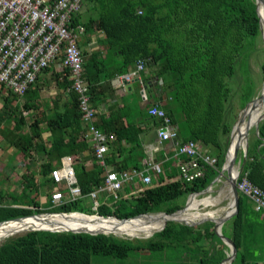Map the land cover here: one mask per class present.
I'll use <instances>...</instances> for the list:
<instances>
[{"label":"trees","instance_id":"1","mask_svg":"<svg viewBox=\"0 0 264 264\" xmlns=\"http://www.w3.org/2000/svg\"><path fill=\"white\" fill-rule=\"evenodd\" d=\"M161 1L86 0L84 6L86 4L90 6L83 13L80 11L73 16L72 27L81 26L85 35L101 33L106 54L117 55L120 59V65L113 72L105 65L104 59L98 58L97 53L90 55L86 61L84 59L83 79L87 84L86 95L94 107L103 90L102 83L126 74L135 68L138 61H142L144 68L152 70L148 85L152 89L157 87V91H160L154 102L146 107V120L152 121L159 128V120L147 113L151 105H157L170 119L177 132L175 145L193 140L192 142L202 146L200 150L202 154L216 159L214 168H208L203 178L186 183L181 178L178 168L181 159L178 158L174 164L167 160L161 166L163 167L161 174L154 176L150 185L144 186L140 182L129 184L117 198L112 196L103 198L96 210L88 208L84 212L81 200L51 208L48 198L47 206L42 208L35 199H31L24 205H0V222L42 213L78 212L119 220L143 214H172L183 209L190 195L204 191L217 178L223 168L230 133L238 117L228 119L230 105L233 100L238 99L242 110L258 97L260 91L256 87L249 66V59L256 51L255 40L260 36L255 3L254 0ZM258 12L260 16L259 8ZM184 27H187V30ZM261 49L264 56V48ZM84 54L81 53L82 59ZM67 73L65 70V74ZM261 78L264 79V59ZM144 84L147 86L146 82ZM71 85L72 79L68 80V83L65 82L64 87L69 89L72 95L68 110L46 122V131L50 135L49 147L45 146L44 141L38 140L40 139L38 119L28 126L32 130L30 136H23V116L21 112L16 113L19 106L13 105L14 102L19 103L23 96L31 98L34 94L33 85L21 97L7 91L11 99L6 98L2 106L4 108L0 112V119L11 115L14 119L13 126L6 136V143L9 146L20 149L25 157H29L32 150L40 149L48 158V162L40 166L39 185L46 183L51 185L50 173L56 167L52 164L53 161L58 165L60 158L70 156L74 151L81 152L87 145L83 139L75 141L76 133L85 138L86 128L78 109L77 95L70 89ZM27 108L37 110L33 105ZM127 118L123 113H114L109 120L102 121V126L95 125L99 130L102 129V132L113 136L117 153L125 151V162L118 167L120 172L141 167L138 162L141 130L136 123L128 122ZM263 127L264 119L259 122L257 133L253 129L254 139L252 144L248 140L247 155L240 174V178L246 176L253 186L262 191H264ZM123 144L125 146H122ZM239 161H242V152ZM74 171L83 196L104 180L101 176L102 170L96 164L92 170H86L85 166L81 165L75 167ZM33 186L37 184L32 183L30 189ZM19 201L24 200L20 198ZM248 202L239 194L238 211L231 219L230 238L238 251L232 264H254L253 260L264 255V236L258 232L247 238L244 235L241 208H249ZM159 233H155L147 241L134 243L112 235L27 232L8 238L0 244V264H91L94 255L127 260L140 250L138 249L140 245L144 246L149 258L159 254L161 264H221L225 258L226 247L214 234L213 224L210 222L198 227L168 222ZM222 235L226 237L225 231H222ZM245 241L250 244L247 250L244 247ZM259 246L261 249L257 250ZM248 257L250 261H247Z\"/></svg>","mask_w":264,"mask_h":264},{"label":"built area","instance_id":"2","mask_svg":"<svg viewBox=\"0 0 264 264\" xmlns=\"http://www.w3.org/2000/svg\"><path fill=\"white\" fill-rule=\"evenodd\" d=\"M84 1L0 0V87L21 97L35 83L38 75L59 59L72 79L70 89L77 95L78 109L86 128L85 139L92 143L94 157L105 170L103 182L83 196L71 158H63L61 167L50 173L51 208L81 200L85 205L91 203L89 206L96 210L103 198H117L124 187L135 182L148 186L162 171L161 163L153 161L152 157L140 169L124 172L106 170L104 158L114 138L95 126L96 112L86 95L83 59L78 47V34L83 32V28L71 26L73 16L81 10ZM143 68L144 63L138 61L132 72L119 76L120 82L125 84L139 78ZM147 113L159 120L156 145L150 149V156H153L161 151L165 142H174L177 132L157 105H151ZM200 150L199 144L192 141L175 145V157L181 159L179 172L186 183L203 178L206 170L216 165L215 158L202 154ZM240 174L236 180L238 194L249 199L256 211L264 212V191L253 186L246 176L240 178ZM255 264H264V261Z\"/></svg>","mask_w":264,"mask_h":264},{"label":"crops","instance_id":"3","mask_svg":"<svg viewBox=\"0 0 264 264\" xmlns=\"http://www.w3.org/2000/svg\"><path fill=\"white\" fill-rule=\"evenodd\" d=\"M78 37H80V39L78 38L79 39L78 47L81 53H85L83 57V61L84 59L86 61V59L90 55L97 53L98 58L104 59L106 62L105 65L109 66L108 68H110L112 72L116 69V67L120 65V59L117 55H115L116 56L115 57V56H110V54L108 53L106 54V50L104 49V40L101 33L85 35L82 32ZM133 70L134 68L130 69V71H128L127 73H130ZM150 76H152V70L149 69L148 67H145L144 70L140 72L139 78H135L128 83L122 84L119 80V76H115L107 80L106 82L102 83L103 90L101 92V95L97 100L95 106L94 107L92 106L95 109V112L97 111L95 114V125L98 124L102 126V121L109 120V117L112 114L119 112L125 114L126 117H128L127 118L128 122L131 123L134 122L136 123V125H138V127L141 130V134L139 136L140 148H138L139 149L138 157H140L138 162L139 165H141V167L143 163L150 157H152L153 161H157L161 163V166L164 165V163L167 160L177 159L175 157L174 142H165L162 145L161 152L156 153L153 156H150V149L156 145L158 127L152 121L146 120V116H145L146 107H148L151 103H153L154 98L157 97V95L160 93L159 90L157 91V87L151 89L150 88L151 86L148 85L149 84L148 78H150ZM70 79L71 77L69 73L65 74V70L62 68L61 62L58 59L47 70H44L41 74L38 75L35 83L32 86V90H34V92L36 93H34L31 98H26V96H23L19 101V103H15V102L13 103V105L19 106V109L16 111V113L21 112L23 116V122H24V128L22 130L23 136H30L32 130L29 129L28 126L35 119H38L40 121V139L38 140L42 142L44 141L45 146L49 147L50 135L46 131V124H47L46 122L50 119H54L57 114H61L66 110H68L69 106L71 105L72 102L71 92L68 91L69 89L64 88L65 82L68 83V80ZM144 82L147 83V86L144 84ZM6 92L7 90L0 87V112H2L3 110L2 106L5 100L11 99L9 94ZM31 105L36 107L37 110L27 108V106L30 107ZM13 123H14V119L12 115L9 118L6 117L4 119H0V181L4 182L3 185H0V202H2L3 204L5 200V202L10 201V203L4 205H10V204L24 205L27 204L31 200V198L29 201L26 200L19 201V203H16V201H18L20 197L25 194V191L28 192L35 191L34 190L35 186L31 187V189L29 187L32 183H36L37 186H39L38 182L41 179L40 166L42 164L47 163L48 158L40 149L38 151L32 150L30 152V156L25 157L20 149L14 146H9L6 143V136L10 131V129L12 128ZM81 137L82 136L80 133H76L75 141L83 139L87 144L86 148L81 152L74 151V153L71 154L70 156H64L60 158V162L58 163V165L56 161H53L52 164L56 165V167L54 168L61 167V160L63 158L69 157L72 160L73 169L77 166L84 165L86 170H92L93 166L96 164L100 168V170H102L101 176H103L104 178L105 170H103L98 165L96 159H94L95 150L92 146V143L87 141L84 138V136L82 138ZM113 142L108 145V151L104 158L106 164V170L120 172L118 170V167L125 162L124 155L126 153L125 151H120L119 153H117L116 152L117 146H115ZM122 146L125 145L123 144ZM93 159L94 161H92ZM126 163L128 162L126 161ZM131 169L133 168H130L128 170ZM15 181L27 182L26 184L22 185L21 188L22 190L17 192V194L7 189L8 187L11 186L9 182H15ZM7 183L8 185H6ZM44 186L45 185L42 184V187ZM46 186H48L50 191L52 185H46ZM246 200L249 201L248 202L249 208H241V214L243 215V222H244L243 228H244L245 238H247L248 236H252L254 233L257 232L261 233L262 236H264V212L256 211L252 202L247 198ZM193 210L195 209H191L188 212ZM229 210L231 209L225 208V211H223L222 214L214 213L211 216H209L210 218L206 216L202 218H197L191 222L194 225H190V227H198L204 223L210 222L213 224V232H214V223L211 222V220H216L224 216L225 214H228ZM156 216L158 217L159 215ZM234 217L235 216H233L232 218ZM232 218L227 220L221 227V233L222 231H225L226 237L225 236L224 237L229 239L231 242L232 240L230 238V235L232 229V221H231ZM219 240L226 247V250L224 251L226 258L230 252L229 246L220 238ZM249 245H250L249 242L246 243L245 241L244 243L245 250L249 249ZM256 249L257 250L261 249V246L257 247ZM234 260L231 262V264L234 262ZM247 261H250V257H248ZM262 261H264V255L256 260H253V263L255 264Z\"/></svg>","mask_w":264,"mask_h":264},{"label":"bare ground","instance_id":"4","mask_svg":"<svg viewBox=\"0 0 264 264\" xmlns=\"http://www.w3.org/2000/svg\"><path fill=\"white\" fill-rule=\"evenodd\" d=\"M86 1V0H85ZM84 1V4H85ZM116 1V0H114ZM151 1V0H150ZM161 1V0H160ZM162 2V1H161ZM84 4L82 8L84 7ZM187 4V3H186ZM195 4V3H194ZM153 5V3H152ZM193 5V4H192ZM121 6V5H120ZM148 6V5H147ZM189 6V5H188ZM81 8V9H82ZM182 8V7H181ZM188 8V7H187ZM191 8V7H190ZM129 9V8H128ZM192 9V8H191ZM190 9V10H191ZM259 10H260V20H261V28H262V36L264 37V0H259ZM81 11V10H80ZM79 11V12H80ZM103 11V10H102ZM78 12V13H79ZM167 12V11H166ZM179 12V11H178ZM102 13V12H101ZM169 13V12H168ZM176 13V11H175ZM76 15V14H75ZM109 15V14H108ZM163 16V15H162ZM161 17V16H160ZM117 18V17H116ZM126 18V15H125ZM124 18V19H125ZM130 18V17H129ZM133 18V17H132ZM111 19V18H110ZM121 19V18H120ZM127 19V18H126ZM122 20V19H121ZM108 21V20H107ZM139 21V20H138ZM141 21V20H140ZM92 22V21H91ZM120 24V23H118ZM166 24V23H165ZM178 24V23H177ZM235 25V24H234ZM126 26V25H125ZM180 26V25H179ZM228 26V25H226ZM171 27V26H170ZM236 27V26H235ZM185 28V27H184ZM187 28V27H186ZM185 28V29H186ZM233 29V28H232ZM231 29V30H232ZM237 29V27H236ZM183 30V29H182ZM187 30V29H186ZM104 31V30H103ZM189 31V30H188ZM151 32V31H150ZM192 32V31H191ZM236 33V32H235ZM164 34V33H163ZM239 34V33H238ZM105 35V34H104ZM170 35V34H169ZM172 35V34H171ZM177 35V34H176ZM154 36V35H152ZM173 38V37H172ZM252 38V37H250ZM120 40V39H119ZM118 40V41H119ZM171 40V39H170ZM135 41V40H134ZM169 41V40H168ZM101 42V41H100ZM216 42V41H215ZM256 42V40H255ZM247 43V42H246ZM252 43V42H251ZM156 46V45H155ZM99 49V48H98ZM103 49V48H102ZM106 49V48H105ZM129 49V48H128ZM219 49V47H218ZM96 50V49H95ZM262 50V49H261ZM137 52V51H136ZM261 52V51H260ZM111 56V55H110ZM108 57V56H107ZM116 57V56H115ZM121 57V55H120ZM112 58V57H110ZM118 60V59H117ZM90 62V61H89ZM218 64V63H217ZM216 64V65H217ZM149 66V65H148ZM109 67V66H108ZM104 68V67H103ZM182 68V67H181ZM180 69V68H179ZM62 71V70H61ZM186 72V71H185ZM183 72V73H185ZM49 73V72H48ZM106 73V72H105ZM182 73V74H183ZM44 74V73H43ZM160 74V73H159ZM169 75V74H168ZM195 75V74H194ZM216 75V74H215ZM147 76V75H146ZM213 78V77H212ZM179 79V77H178ZM102 80V77H101ZM103 81V80H102ZM169 83V82H168ZM191 85V84H190ZM162 86V85H161ZM152 89V88H151ZM189 89V88H188ZM193 89V87H192ZM191 89V90H192ZM178 90V89H177ZM69 91V90H68ZM198 91V90H197ZM196 91V92H197ZM200 91V90H199ZM208 91V90H207ZM182 92V91H181ZM185 92V91H184ZM183 92V93H184ZM188 92H190L188 90ZM264 92V89H263ZM36 93V92H34ZM167 93V92H166ZM182 93V94H183ZM201 93V92H200ZM175 94V93H174ZM173 94V95H174ZM193 94V93H192ZM202 94V93H201ZM205 94V93H204ZM184 95V94H183ZM180 96V95H179ZM182 96V95H181ZM189 96V95H188ZM192 96V95H191ZM201 96V95H199ZM203 96V94H202ZM177 97V96H176ZM187 97V96H186ZM198 97V96H197ZM26 99V98H25ZM167 99V98H166ZM188 99V98H187ZM190 99V98H189ZM193 100V99H192ZM185 101V100H184ZM174 102V100H173ZM175 103V102H174ZM177 103V102H176ZM178 104V103H177ZM183 105V104H182ZM4 108V107H3ZM190 108V107H189ZM261 108H255V111L252 113H248V117L250 120L255 121L256 119V113L258 112V109ZM10 110V109H9ZM35 110V109H34ZM184 110V109H183ZM179 111V110H178ZM97 112V111H96ZM166 112V111H165ZM5 117V116H4ZM9 118V117H8ZM63 118V117H62ZM30 121V120H29ZM246 121V119H245ZM243 122L241 125L237 126L233 133V139L232 143L230 145V152L231 154L233 152V147L235 146L236 141L239 137H241L244 133L246 122ZM148 125V124H147ZM155 126V125H154ZM20 127V126H19ZM68 127V126H67ZM264 128V127H263ZM29 131V130H28ZM143 132V131H142ZM203 135V134H202ZM183 140V139H182ZM193 141V140H192ZM185 142V141H184ZM252 143V142H251ZM60 145V143H59ZM137 146V144H136ZM202 147V146H201ZM206 150V149H205ZM263 151V150H261ZM91 152V151H90ZM161 152V151H160ZM14 154V153H13ZM33 154V153H32ZM161 154V153H160ZM163 155V154H162ZM143 157V155H142ZM162 158V157H161ZM108 159V158H107ZM93 161V160H92ZM250 163V162H249ZM137 167V166H136ZM139 168V166L137 167ZM120 171V170H119ZM118 172V171H117ZM207 174V173H206ZM48 175V174H47ZM47 177V176H46ZM46 181V180H45ZM51 181V180H49ZM95 182V181H94ZM39 184V183H38ZM47 185V183H46ZM40 186V185H39ZM41 187V186H40ZM148 189V188H147ZM140 190V189H139ZM229 190V189H228ZM36 191V190H35ZM41 192V191H40ZM31 194V193H30ZM84 195V194H83ZM32 198V197H31ZM124 198V197H123ZM28 199V198H27ZM126 199V198H125ZM196 199V197L194 198ZM27 201V200H26ZM174 201V200H173ZM194 201V200H193ZM192 201V202H193ZM17 202V201H16ZM114 202V201H113ZM198 201H194L193 203L187 205V210L193 209V205H195ZM208 202V201H207ZM205 200L198 202L204 206H206L207 203ZM41 203V202H40ZM50 203V202H49ZM189 203V202H188ZM108 204V203H107ZM120 204V203H119ZM198 204V205H200ZM245 204V203H244ZM230 207L232 204H229ZM71 206V205H70ZM116 207V206H115ZM198 207V206H197ZM227 207V206H226ZM30 208V207H29ZM66 208V207H65ZM117 208V207H116ZM160 208V207H159ZM225 211V210H224ZM231 210H229L230 212ZM181 213L177 216H174V218L178 220H183L188 223H191L193 220L197 218H202L204 216H211L212 214H205L202 215L200 213H195L192 215H189L188 213ZM205 212V211H204ZM41 213V212H40ZM222 214V213H221ZM217 216V215H216ZM172 217H166L164 215H159L158 217L156 215H148V216H142L136 219H132L127 222H117L116 220L108 219V220H101L98 218H87L80 215H70V216H42L38 218H30L27 220H21L16 222H10L0 225V244L5 241L8 238H11L13 235L17 233L22 234L27 231H32L35 229H62V230H72V231H86V232H105V233H114L117 236H127L131 238H145L149 237L154 232L158 231L164 224V222L167 219H170ZM210 218V217H209ZM195 223V222H194ZM172 228V227H171ZM234 228V227H233ZM173 230V229H172ZM179 230V229H178ZM187 231V230H186ZM205 232V231H204ZM207 232V231H206ZM41 233V232H40ZM178 233V232H177ZM160 234V233H159ZM173 235V234H172ZM176 235V234H175ZM237 236V235H236ZM177 237V236H176ZM159 238V237H158ZM164 238V236H163ZM162 238V239H163ZM171 238V235H170ZM179 238V237H178ZM161 239V238H160ZM166 239V237H165ZM169 239V238H168ZM172 239V238H171ZM170 239V240H171ZM177 239V238H175ZM174 239V240H175ZM113 240V239H112ZM167 240V239H166ZM179 240V239H178ZM199 240V239H198ZM163 241V240H162ZM115 242V241H114ZM168 242V240H167ZM177 242V241H176ZM179 242V241H178ZM233 242V240H232ZM117 243V242H116ZM119 243V242H118ZM159 243V242H158ZM161 243V242H160ZM171 243V242H170ZM122 244V243H121ZM149 244V243H148ZM163 244V243H162ZM234 244V243H233ZM129 245V244H128ZM135 245V244H134ZM150 245V244H149ZM161 245V244H160ZM202 245V244H201ZM147 246V245H146ZM203 246V245H202ZM157 247V246H155ZM163 247V246H162ZM151 248V247H150ZM160 248V247H159ZM200 248V247H199ZM220 250V249H219ZM131 251V250H130ZM245 251V250H244ZM206 252V251H205ZM238 252V251H237ZM219 254V253H218ZM240 254V253H239ZM211 261V260H210ZM245 261V260H244ZM244 263V262H243ZM203 264V263H202ZM207 264V263H205Z\"/></svg>","mask_w":264,"mask_h":264},{"label":"rangeland","instance_id":"5","mask_svg":"<svg viewBox=\"0 0 264 264\" xmlns=\"http://www.w3.org/2000/svg\"><path fill=\"white\" fill-rule=\"evenodd\" d=\"M88 6H90V5L86 4L84 6V8L81 9V13H83V11L88 8ZM79 35L80 34H78V36ZM78 38L80 39V37H78ZM79 39H78V43H79ZM261 48H264V47H263V41H262V34H261V30H260V36L256 40V51L252 54V56L249 59V66H250L251 74L255 79V84H256L258 91L260 90L258 92V96L263 92V89H264V79L261 78V69H262L264 56H263L262 52H260ZM230 106H231V109L227 113L229 120H231L232 117L238 116L239 113L241 112L240 102L238 99L233 100V103ZM261 115H264V105L258 109V112L256 113V119ZM253 129L254 128L252 127L248 133V140L250 143L254 139ZM240 152H241V150L238 153L237 161H239V159H240ZM176 160L177 159H170L172 164H174L176 162ZM3 183L4 182L0 181V185H3ZM9 183L11 184V186L8 187L7 189L11 190V192H14L15 194H17V192L22 190L21 189L22 185L26 184L27 182H24V181H17L16 182L15 181V182H9ZM6 185H8V183ZM40 186H37V187L35 186L34 190H36V191H34V192L25 191V194L23 196H21L20 198H22L24 201L25 200L29 201L30 198L32 197L31 199H35L42 208H45L47 206V203H48L49 188L46 185L44 187H42V184ZM228 189H229L228 180H227V177L224 175L220 178V181L213 184L210 191H208L205 194H200L199 196L196 197V199H194L195 197L192 196L189 198V201H188L191 204L193 200L198 201V202L205 200L206 202L208 201L207 202L208 204L206 206H204V205L197 202L195 205H193V207H194L193 209H195V210L190 211V212H186V213H188L189 215H192L195 213H200L202 215L212 214V213L213 214L214 213L221 214L225 210V208L229 207V204L231 203V196H230V192ZM179 200L181 201L182 199H179ZM18 202H19V200H18ZM87 202H89V201H87ZM9 203H10V201L5 202V200H4L3 204H2V202H0V205L9 204ZM198 204H200V205H198ZM89 205L91 206V203L90 204L88 203L87 205L82 203L81 208L83 209L84 212L86 211V209L91 208ZM54 211L56 212L59 210H54ZM206 217H209V216H206ZM27 232H29V231H27ZM27 232H24V233L18 234V235L16 233L12 237L20 236V235H23ZM121 237H117V238L124 239L125 236L124 237L121 236ZM148 239L149 238L146 239V238H142V237L141 238H132L131 241L136 243V241H147ZM138 249H140V250L138 252L133 253L127 260H119V259L109 257V256L94 255L91 258V264H161L159 254L153 255L149 258L146 255L148 253L145 250L144 246L140 245V246H138Z\"/></svg>","mask_w":264,"mask_h":264},{"label":"water","instance_id":"6","mask_svg":"<svg viewBox=\"0 0 264 264\" xmlns=\"http://www.w3.org/2000/svg\"><path fill=\"white\" fill-rule=\"evenodd\" d=\"M255 3V9H256V14L259 20V29L261 30V34H262V28H261V20H260V16H259V12H258V8H259V0H254ZM262 41H263V47H264V37L262 36ZM264 105V92H262L258 97H256L255 99H253L251 102H249L239 113L237 120L234 124V126L232 127L231 133H230V140H229V145H228V149L225 155V161H224V165L222 170L220 171L219 175L217 176V178L202 192L197 193V194H192L190 195L186 202L185 205L183 207V209L178 210L172 214H166V213H157V214H143V215H139L136 217H133L131 219H124V220H119L117 218H113V217H108V218H103L97 215H85L82 213H42V214H38V215H32V216H27V217H23V218H17V219H13V220H8V221H3L0 222L1 224H5V223H10V222H16V221H21V220H27L30 218H38V217H42V216H70V215H80L83 217H87V218H98L101 220H108V219H113L116 220L117 222H127L130 221L132 219H136L142 216H148V215H164L166 217H172L170 219H167L163 226L156 232H154L153 234H151L148 238H151L155 233H159L161 232L165 226L167 225L168 222H175V223H180V224H184L187 226L190 225H194V224H190L186 221L183 220H178L176 218H174V216H177L181 213L186 212L187 210V205H188V201L189 198L194 196L197 197L200 194H205L208 191H210L211 187L213 186L214 183L220 181V178L222 176H226L227 180H228V185H229V192H230V196H231V203L232 206L228 208L231 209V212H229L228 214H225L224 216L216 219V220H211V222L214 223V232L215 234L222 240L224 241L230 249L229 255L221 262V264H231V262L234 260L235 256H236V248L234 246V244L227 238H225L222 233H221V227L222 225L229 220L230 218H232L233 216L236 215L237 211H238V203H239V194L236 188V180L238 175L240 174V172L242 171L245 159H246V155H247V149H248V133L249 130L253 127L256 130L257 133V127L258 124L261 120L264 119V115L259 116L255 121L250 120V118L248 117V113H252L255 111V108L258 107H262ZM256 112V111H255ZM246 119V121H245ZM246 122L245 125V129H244V133L241 137L238 138V140L235 143V146L233 147V152L231 154H229L230 152V145L232 143V139H233V133L234 130L236 129L237 126L241 125L243 122ZM241 150L242 152V161H237V156L239 151ZM236 168V169H235ZM36 231H45V232H52V233H62V232H68V233H73V234H88V235H112L114 237H121V236H117L114 233H105V232H86V231H72V230H62V229H35L29 232H36ZM122 238V237H121ZM124 239H128L131 240V237H127L125 236Z\"/></svg>","mask_w":264,"mask_h":264},{"label":"flooded vegetation","instance_id":"7","mask_svg":"<svg viewBox=\"0 0 264 264\" xmlns=\"http://www.w3.org/2000/svg\"><path fill=\"white\" fill-rule=\"evenodd\" d=\"M213 214V213H212Z\"/></svg>","mask_w":264,"mask_h":264}]
</instances>
